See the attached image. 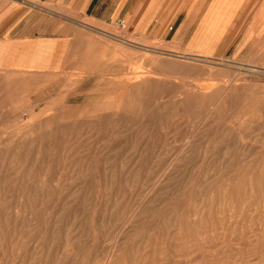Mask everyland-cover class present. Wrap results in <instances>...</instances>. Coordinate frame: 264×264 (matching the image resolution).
I'll list each match as a JSON object with an SVG mask.
<instances>
[{
  "label": "rangeland",
  "instance_id": "1",
  "mask_svg": "<svg viewBox=\"0 0 264 264\" xmlns=\"http://www.w3.org/2000/svg\"><path fill=\"white\" fill-rule=\"evenodd\" d=\"M134 2L0 61V264H264V0Z\"/></svg>",
  "mask_w": 264,
  "mask_h": 264
},
{
  "label": "crops",
  "instance_id": "2",
  "mask_svg": "<svg viewBox=\"0 0 264 264\" xmlns=\"http://www.w3.org/2000/svg\"><path fill=\"white\" fill-rule=\"evenodd\" d=\"M124 1L0 0V61H8L6 58L14 54L18 57L16 62L20 63V55L35 54L39 48H50L53 43L73 41L82 28L106 30L122 12ZM146 1L135 0L126 10L135 24L145 10ZM172 2L170 0V6ZM20 64L17 68L26 67Z\"/></svg>",
  "mask_w": 264,
  "mask_h": 264
},
{
  "label": "bare ground",
  "instance_id": "3",
  "mask_svg": "<svg viewBox=\"0 0 264 264\" xmlns=\"http://www.w3.org/2000/svg\"><path fill=\"white\" fill-rule=\"evenodd\" d=\"M219 2V1H218ZM216 4V3H215ZM185 57H188V58H191L192 57V54H189V53H187V55H184ZM183 56V57H184ZM125 83V82H124Z\"/></svg>",
  "mask_w": 264,
  "mask_h": 264
},
{
  "label": "built area",
  "instance_id": "4",
  "mask_svg": "<svg viewBox=\"0 0 264 264\" xmlns=\"http://www.w3.org/2000/svg\"><path fill=\"white\" fill-rule=\"evenodd\" d=\"M120 25L121 26H125V22L122 20V21H120Z\"/></svg>",
  "mask_w": 264,
  "mask_h": 264
}]
</instances>
